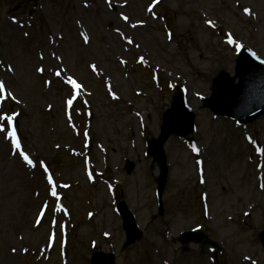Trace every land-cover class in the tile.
<instances>
[{
	"label": "rangeland",
	"instance_id": "374dc122",
	"mask_svg": "<svg viewBox=\"0 0 264 264\" xmlns=\"http://www.w3.org/2000/svg\"><path fill=\"white\" fill-rule=\"evenodd\" d=\"M241 46L264 60V0H0V264H90L97 250L117 264H264V118L240 127L202 108L212 80L235 75ZM177 90L197 131L165 145V217L154 218L146 143ZM121 201L145 232L125 251ZM191 230L218 248L182 247Z\"/></svg>",
	"mask_w": 264,
	"mask_h": 264
},
{
	"label": "water",
	"instance_id": "95a60500",
	"mask_svg": "<svg viewBox=\"0 0 264 264\" xmlns=\"http://www.w3.org/2000/svg\"><path fill=\"white\" fill-rule=\"evenodd\" d=\"M38 1V0H37ZM239 80L238 86L235 81ZM213 95L204 100V108L210 109L216 116H224L238 120L240 124H249L264 116V63L259 61L252 53L243 50L237 61L236 77L231 78L226 73L214 79L212 86ZM194 114L186 108L184 96L177 93L173 107L164 116L161 135L158 139L149 141V153L154 158L160 169V177L157 179L160 215H164L162 196L168 180V165L164 146L172 136L187 137L194 132ZM135 169L132 162H127V173L130 175ZM119 211L124 221V229L127 233V241L124 249L141 241L143 233L138 229L135 218L128 211L124 203L119 204ZM264 248V232L261 234ZM180 241L183 244L206 243L205 235L187 233L182 235ZM211 245L212 243H208ZM116 257L113 254L96 252L93 255L92 264H115Z\"/></svg>",
	"mask_w": 264,
	"mask_h": 264
},
{
	"label": "snow or ice",
	"instance_id": "6c2138e0",
	"mask_svg": "<svg viewBox=\"0 0 264 264\" xmlns=\"http://www.w3.org/2000/svg\"><path fill=\"white\" fill-rule=\"evenodd\" d=\"M157 2H159V0H157ZM152 9L149 8V11H151ZM246 11V14L248 13V10H245ZM123 19L127 20V17H123ZM136 25H133V27H135ZM211 26V24H210ZM25 35H27V33H25ZM85 41L87 42V38L85 37ZM229 43H232L233 41L231 39H229L228 41ZM128 43H132L131 40L128 41ZM140 62L143 63V58L140 59ZM121 63H124V61H121ZM92 70L95 72L96 71V67L93 65L92 66ZM37 71H40V72H43V69H37ZM56 76H60V72H56L55 73ZM66 83L70 84L71 87L73 89H79L81 87V85H79L75 80H73L71 77H68L67 80L65 81ZM4 85L2 83H0V93H2L4 91ZM113 98L115 99L116 97L113 96ZM68 105L71 106L72 105V100L69 99L67 101ZM4 120L7 121V125L8 126H11L12 125V122L13 120L15 119V117H3ZM5 131V128L4 127H0V132H4ZM7 136L8 138L11 139L12 141V144H13V147L19 149L20 147V144H19V141L17 139V136H16V131H15V128L12 127V130L7 132ZM193 150L195 151V147L193 148ZM21 157L23 158V160L25 161V163L28 164L29 167H35V165L33 164V161L31 159H29V157L27 155H25L23 152L20 153ZM197 163H201L200 161H197ZM45 171L47 172V169L45 168ZM48 179V183L51 185L53 184V180H52V177L51 176H48L47 177ZM52 195L53 196H56V192H55V189L53 188V191H52Z\"/></svg>",
	"mask_w": 264,
	"mask_h": 264
}]
</instances>
